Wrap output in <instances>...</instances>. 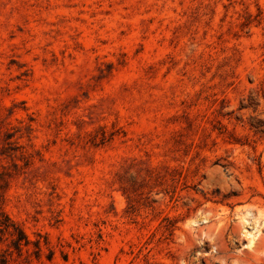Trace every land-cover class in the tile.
<instances>
[{
  "label": "rangeland",
  "instance_id": "1",
  "mask_svg": "<svg viewBox=\"0 0 264 264\" xmlns=\"http://www.w3.org/2000/svg\"><path fill=\"white\" fill-rule=\"evenodd\" d=\"M4 259L264 264V0H0Z\"/></svg>",
  "mask_w": 264,
  "mask_h": 264
},
{
  "label": "trees",
  "instance_id": "2",
  "mask_svg": "<svg viewBox=\"0 0 264 264\" xmlns=\"http://www.w3.org/2000/svg\"><path fill=\"white\" fill-rule=\"evenodd\" d=\"M19 244V243H18ZM4 264H6V260L4 259Z\"/></svg>",
  "mask_w": 264,
  "mask_h": 264
}]
</instances>
